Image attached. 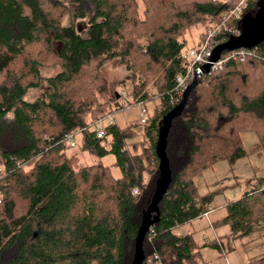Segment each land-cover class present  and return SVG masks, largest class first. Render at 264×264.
I'll return each mask as SVG.
<instances>
[{
    "label": "trees",
    "instance_id": "1",
    "mask_svg": "<svg viewBox=\"0 0 264 264\" xmlns=\"http://www.w3.org/2000/svg\"><path fill=\"white\" fill-rule=\"evenodd\" d=\"M240 1L0 0V264H129L155 188L160 120L180 101L174 81L186 73L179 58L188 51L183 38L199 27L198 47L207 29L218 28L215 47L240 34L242 17L252 19L264 0H244L237 20L228 14ZM65 17L69 25L62 27ZM84 19L87 27L76 33ZM247 51L242 62L230 59L196 77L170 121L163 147L168 185L143 236V257L192 261L190 236L172 229L206 214L218 196L197 195L192 180L221 162L230 172L241 158L264 157V35ZM112 62L128 75L133 105L158 103L143 124L136 121L138 134L111 122L95 140L93 132L81 131L85 123L126 107L118 106L121 98L114 99L100 73ZM53 67L58 71L45 79V96L24 102L44 80L40 69ZM75 132L81 153L114 157L118 178L99 164L80 168L78 158L66 154L72 148L62 137ZM247 133L255 138L248 154L240 138ZM251 179V188L225 202L223 217L212 223L228 225L231 240L264 241V176Z\"/></svg>",
    "mask_w": 264,
    "mask_h": 264
},
{
    "label": "rangeland",
    "instance_id": "2",
    "mask_svg": "<svg viewBox=\"0 0 264 264\" xmlns=\"http://www.w3.org/2000/svg\"><path fill=\"white\" fill-rule=\"evenodd\" d=\"M222 1V0H218ZM62 27L68 26L69 22H67V17L63 18ZM84 27H87V22L84 20H80L76 23L75 32L79 33ZM202 30L199 27H191L188 30V33L183 38L186 50L193 49L196 47L197 38L201 35ZM53 47L57 50L58 45L54 44ZM58 71L56 67L52 69L44 68L40 69V75L44 79L38 89L28 90L27 95L23 97L24 102H32L35 99H41L45 96V93L49 90L45 79L51 78ZM101 75L105 78V82L107 85V89H109L110 93H116V95H122L121 99H119L118 106L125 105L126 107L118 113H114L111 116L112 124L118 129H123L127 125H130L131 129L134 130L136 134H138L141 129L138 124H135L138 120V109L139 107L143 108L146 115L151 114L152 107L158 103V101H146L140 105H133L128 97V93H130L129 85L126 80H128L127 73L123 70V68L117 67L114 62L108 64V66L101 67L100 69ZM154 90H151L149 95H152ZM113 93V94H114ZM128 104V105H127ZM130 105V106H129ZM91 122V121H89ZM86 122L85 124H88ZM79 136H76L74 139V143L77 145V139ZM242 140V150L246 154H248V149L251 144L255 142V138L251 133L240 135ZM79 140V139H78ZM109 139L104 138V141L100 144L103 145L104 150L106 152L109 149ZM79 146L70 149L67 151V155L70 154L75 155L78 158V166L80 168L88 165H101L105 166L110 173V178H118L120 176V172L118 169L112 165L114 162V157L108 153L102 154L100 157L96 158L94 154L91 152L81 153L79 151ZM256 169V170H254ZM256 176V178H262L264 176V157L256 158L254 155H250L246 158H241L237 160L233 164L232 171L229 172V167L226 166L225 163L221 162L220 164L213 165L212 168L200 173L198 177H195L192 181L194 184V188L196 189L197 195L205 194L208 192H215L218 196H215L212 199L211 207L222 210V205L225 202H234L237 198H239L243 193L247 192L251 188V182L253 179L252 176ZM142 180H144V176L142 175Z\"/></svg>",
    "mask_w": 264,
    "mask_h": 264
},
{
    "label": "water",
    "instance_id": "3",
    "mask_svg": "<svg viewBox=\"0 0 264 264\" xmlns=\"http://www.w3.org/2000/svg\"><path fill=\"white\" fill-rule=\"evenodd\" d=\"M241 26V33L235 36H231L225 42L218 43L212 50H210L209 58L210 63H216L219 59V53L224 51L225 53H230V51H244L250 48H254L257 46L259 41L264 35V7L258 9L254 14L252 19H248L247 16H243L240 22ZM209 65L204 64L200 68L193 71L192 77L190 78V82L187 85L188 87L184 89V91L180 94V101L178 102L177 106L171 108L160 120L158 133H156L155 138V147L153 149L154 155L157 158V166L158 174L155 179V188L152 193V198L149 204L144 209L145 211L141 215L140 218V226L135 233L134 236V243L132 245V252L133 257L129 264H140L142 260V252H141V244L143 241V236L146 232L148 227L152 226L156 222L157 212L155 210V206L158 201L161 200L163 197L162 195L165 192V189L168 185V169L166 165L165 155H163V147L165 144L164 138L165 133H167L168 125L170 124L171 120L178 118L180 115V111L183 105L186 102V96L189 92H191L192 88L195 85L196 77H203L209 73L208 71ZM114 97H117L116 93H114ZM153 218L148 221V217L151 215Z\"/></svg>",
    "mask_w": 264,
    "mask_h": 264
},
{
    "label": "crops",
    "instance_id": "4",
    "mask_svg": "<svg viewBox=\"0 0 264 264\" xmlns=\"http://www.w3.org/2000/svg\"><path fill=\"white\" fill-rule=\"evenodd\" d=\"M221 207L222 210L211 207L206 214L196 217L191 223L172 229L174 235H188L192 241L188 247L192 261L190 259L180 264H264L263 240L258 237L248 241L231 240L228 225H212L223 217L225 210L223 205Z\"/></svg>",
    "mask_w": 264,
    "mask_h": 264
},
{
    "label": "built area",
    "instance_id": "5",
    "mask_svg": "<svg viewBox=\"0 0 264 264\" xmlns=\"http://www.w3.org/2000/svg\"><path fill=\"white\" fill-rule=\"evenodd\" d=\"M244 7H245V2L244 0H241L238 5H236L234 8L230 10L228 16H233L234 18L239 20L242 16L241 11ZM216 33H218V28L211 30L207 29L205 32V36H203L202 41L200 42V45L198 47L189 49L188 51L180 52L179 58L182 61H184L186 66L185 68L186 73H184L183 76L177 77V79H175L174 81L176 89L179 90L180 93L188 87L187 85L190 82V78L192 77L193 71L200 68L204 64L209 65L208 68L209 72L211 71L214 72L215 70L219 69L224 62L229 61L230 59L238 60L239 62H242L245 55L249 54L247 50L230 51V53H228L225 57L219 58L216 63L211 64L209 61L210 60L209 54H210V50L214 48L211 39L214 35H216ZM117 97L121 98L122 95H118ZM137 115H138L137 123L139 125L143 124L147 120V115L143 108L139 107ZM111 122H112L111 116L108 117L101 115L96 119V121L89 122L88 124H86V127L81 129V131L82 132L84 130L91 131L94 133V139L99 140L104 135L103 128L109 126ZM76 136H80V133L79 132L70 133V135H66L62 137L61 142L64 143V145L68 146L69 148L70 147L73 148L75 147L74 139L76 138ZM44 140L47 139L44 138ZM140 264H162V263L158 258L157 254L156 255L152 254L143 257Z\"/></svg>",
    "mask_w": 264,
    "mask_h": 264
}]
</instances>
